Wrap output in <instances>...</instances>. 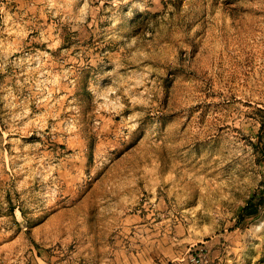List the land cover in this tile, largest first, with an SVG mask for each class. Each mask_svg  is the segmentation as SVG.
I'll return each mask as SVG.
<instances>
[{
  "label": "rangeland",
  "instance_id": "rangeland-1",
  "mask_svg": "<svg viewBox=\"0 0 264 264\" xmlns=\"http://www.w3.org/2000/svg\"><path fill=\"white\" fill-rule=\"evenodd\" d=\"M264 0H0V264H264Z\"/></svg>",
  "mask_w": 264,
  "mask_h": 264
},
{
  "label": "trees",
  "instance_id": "trees-1",
  "mask_svg": "<svg viewBox=\"0 0 264 264\" xmlns=\"http://www.w3.org/2000/svg\"><path fill=\"white\" fill-rule=\"evenodd\" d=\"M263 196H257L256 194L249 198L247 204L243 207L241 211V219L244 220L247 217H255L259 214L261 209V204L263 203Z\"/></svg>",
  "mask_w": 264,
  "mask_h": 264
}]
</instances>
